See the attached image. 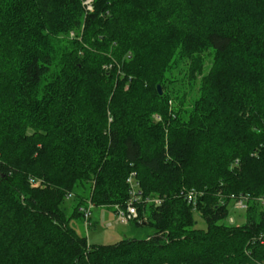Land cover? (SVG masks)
<instances>
[{"label":"trees","instance_id":"obj_1","mask_svg":"<svg viewBox=\"0 0 264 264\" xmlns=\"http://www.w3.org/2000/svg\"><path fill=\"white\" fill-rule=\"evenodd\" d=\"M91 5L0 0V264H264V0ZM131 175V234L89 246L60 205L125 210Z\"/></svg>","mask_w":264,"mask_h":264},{"label":"rangeland","instance_id":"obj_2","mask_svg":"<svg viewBox=\"0 0 264 264\" xmlns=\"http://www.w3.org/2000/svg\"><path fill=\"white\" fill-rule=\"evenodd\" d=\"M92 4V3H91ZM92 6V5H91ZM92 8L90 9V11ZM72 36V35H71ZM209 51H204L202 55L203 59V68L202 74H198L195 81L190 85L187 80L186 70L188 60L178 57L177 61L172 64L171 70L166 75L165 86H160L161 94L168 93L171 95L169 101L170 107L174 106V96L176 94L186 96V99H191L196 97V89L199 83V80L203 74L208 71L210 66L211 57L207 55ZM177 58V57H176ZM175 58V59H176ZM157 116V115H155ZM90 201L86 202V207H88ZM91 203V202H90ZM74 204L73 198L64 199L60 205L61 210L64 212L68 224L73 228L79 235H82L86 238L89 246L93 245H110L114 244L121 239L128 237L131 234V224L124 223L118 218V215L115 213V210L111 206H91L90 212V223H85L84 219H74L71 218L72 215V205ZM229 216L224 219L222 222L225 225H231L229 218L234 219L235 225H241L245 222V212L243 210H235L232 206V203L228 205ZM193 218L196 223V228L205 229L204 220L197 214L193 213Z\"/></svg>","mask_w":264,"mask_h":264},{"label":"built area","instance_id":"obj_3","mask_svg":"<svg viewBox=\"0 0 264 264\" xmlns=\"http://www.w3.org/2000/svg\"><path fill=\"white\" fill-rule=\"evenodd\" d=\"M92 0H83V5L86 8L87 11H90V9L92 8L91 6ZM156 119H159V117L155 116ZM127 183H129L130 187H131V191H130V199L127 203L126 209L122 210V209H118L116 214L118 215V218L120 220H122L124 223H127L130 219L135 218L137 216V212H136V202L139 200L138 196L135 194V191L133 190V178L132 175L130 177H128L127 179ZM71 194L69 193L67 195V198H70ZM193 194L192 193H188L187 194V199L189 203L194 204L193 202ZM232 200H233V208L234 209H244L246 208V202L248 200L247 196H231ZM258 200L260 202H264V196H261L258 198ZM158 200L156 199V202ZM91 206L92 204L89 202L88 207L87 208H80V211H82L84 213V218H85V223H88V218L90 216V211H91Z\"/></svg>","mask_w":264,"mask_h":264},{"label":"water","instance_id":"obj_4","mask_svg":"<svg viewBox=\"0 0 264 264\" xmlns=\"http://www.w3.org/2000/svg\"><path fill=\"white\" fill-rule=\"evenodd\" d=\"M157 91H158L159 94H161V88H160V86H157Z\"/></svg>","mask_w":264,"mask_h":264}]
</instances>
